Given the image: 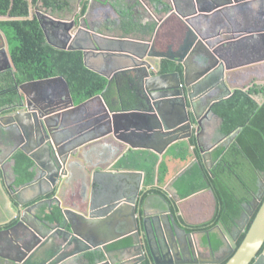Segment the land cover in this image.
<instances>
[{"label": "crops", "instance_id": "0c3cea01", "mask_svg": "<svg viewBox=\"0 0 264 264\" xmlns=\"http://www.w3.org/2000/svg\"><path fill=\"white\" fill-rule=\"evenodd\" d=\"M173 1L175 6L172 0H157L155 3L146 2L145 0H90V7H87L90 9L86 13V18L90 22V25L94 27L93 29L103 34L99 36H108L111 39H136L151 42L150 44L155 42L158 51H165L169 45L182 44L181 42L188 32L187 26L181 22L180 15L176 13V6L178 12L186 17L192 13L190 6H186L185 3L182 4L180 0ZM108 2L112 4V7L107 4ZM92 5L93 10H91ZM97 7L99 8L94 11V8ZM71 15L73 14H68V18L72 17ZM249 22L250 24L243 23V28L241 26L242 30H240L235 25L222 20L217 21L212 14L204 13L191 19V25L197 34L204 38H220L222 39L221 43L225 42V44L230 45L239 41L249 44V42H252V39L259 37L258 34L264 33V28H259L260 26H264V15L259 6L255 5L250 8ZM256 25H259V27L257 28ZM245 27L253 30H244ZM258 42L253 45L251 51L245 50L243 54L240 52L241 50L237 52L235 57L240 60V62L238 61L239 64H235L234 56L222 54L221 57L226 63L234 68V70L239 71L231 79L232 88H244L253 82L259 84L264 82V58L260 54L261 42ZM80 44L86 47V43ZM113 46L117 47L115 44ZM123 47L125 49L129 46ZM6 51L8 53L6 59L9 67L12 68L13 64L9 54V47H6ZM89 52L92 55L88 59L90 70L107 79L109 86L107 90L114 87L113 91L115 95L112 101L116 109L112 111H146L140 107V103L144 99L146 78L143 81L142 76L132 70H125L124 73L115 77L116 69L118 67L129 66L132 64L131 60L112 56V59L110 58L105 61V58L96 57L97 54H94V50H89ZM149 59L151 62L154 61L152 58ZM160 60L162 64L163 58ZM130 71L134 73H130ZM157 71V68H155L156 73L154 74L156 76L173 73H163L162 71L158 73ZM181 72V76L183 77L182 83H184L185 70L182 65ZM197 72L198 70L194 66H191L188 70V74L191 76L196 75ZM8 73L12 72L7 71L0 75V85L3 84L4 76ZM157 85H162V88H164L161 92H157L158 95H162L163 92L176 93V90L172 91V89L177 87L178 83L175 78H172L169 83L161 81ZM59 86L62 88L60 82L46 84L39 95L43 99H48V91L56 92L55 88ZM13 90L17 91L15 85ZM232 90L234 94L236 90ZM239 91L243 92V90ZM29 93L31 99H33L32 101L37 102V93ZM122 93L125 94L124 100H122ZM232 95L221 101L230 98ZM103 99L105 101L104 104L108 107L106 99L104 97ZM161 103V119L170 120L171 118L170 123H168L169 127L172 126L171 124L184 123L185 114L178 102L172 100L166 101L164 104L163 102ZM193 103L195 106L194 111L200 116V122H202L201 129L197 125L192 103L188 100L187 105L190 120L195 124L192 128L193 136L188 141L176 142L177 144L175 143V145L170 146L163 155H159L152 149L153 146L149 143L148 138L138 136L142 135L145 129L142 131L131 129V132L135 133L132 135L125 132L130 127L129 122L123 123L122 126H114V129L117 127V130L125 136L121 140L110 134L100 136L107 131L108 127L104 124L105 122L94 123V132H91V135L97 134L96 137L98 136V139L80 148L74 158L76 159V163H72L68 167L66 166L68 175L61 179L54 192L41 178H38L35 184L30 183L35 176V173L31 171L32 167L25 177L17 174L14 170V161L7 158L8 151L0 150V159L2 160L0 163V230L17 226L19 217L18 215L16 216V211L18 208H21L19 201H22L25 208H29L32 205L29 203L30 201L45 194L46 196L38 200L45 203L42 214L45 209L49 210L52 208L53 215L48 216V218L50 220H58L61 223L54 227V233H50L51 238H53L50 246L54 249H57L58 244L63 240V237L57 234L58 231L62 233L72 231L71 227L75 225L76 220L81 224L79 216H85L86 219L90 220L91 215L97 216L94 220H90L92 222L89 223L94 225L96 230L95 236L92 235L90 236L91 238L87 236V239L91 243L93 241V244L100 243V245H105V247L100 248V252L86 251L81 254L87 258L89 253L94 254L95 252L94 256L100 255L107 260L111 259V262L117 263L126 259V255L121 253H125V250L133 249L131 248L133 245L137 246L136 243L138 241L136 242L133 236L135 238L141 236L146 239L147 235L153 236L156 233L158 237L168 238L167 233L171 234L172 229L177 235L178 240H186L196 255L200 254L199 251H201L206 253L207 259L210 258L211 250L209 242L212 235L217 234V228H215L214 223L217 221L216 217L218 211H220L215 190L217 183L219 185H228L229 187L231 185V187L238 191L239 196L248 197L250 200L247 203L248 205L256 201L258 191L260 192L261 190L262 197H264V182H262L263 186H260L261 180L263 179L262 181H264V170L262 168L258 169L248 162L245 154L240 151L242 150L241 148H238L240 153L236 154L232 152L229 154L231 149L229 147L233 144L234 139H232L233 136L225 135L224 130L222 131L224 124L222 117L216 113V115L208 113V105L202 99H199V97L193 98ZM100 106H102V103L97 101L88 104L85 110L87 112H93L95 109L99 111L101 109ZM109 110L111 112V109ZM13 113H17V111L0 114V132L4 130L5 124L8 122V119L5 117ZM186 124L184 123L185 126H187ZM114 129L112 127V131ZM237 132L241 131L237 130L235 137L238 134ZM132 145L136 147H132ZM227 154L230 155V163L224 164L222 158H226ZM146 155H155L158 158L154 169V182L152 184L146 182L145 170L137 168L134 164L137 162L142 167L147 166L149 159L144 158ZM238 160L242 162V166L232 171L231 167L234 166L233 163ZM136 171L141 172L143 174L142 177L119 174ZM17 175L18 177L16 178ZM245 176H249V186L244 178ZM234 178L236 183L242 187L243 193L239 191L241 189L234 183ZM45 180L47 181V179ZM27 183L30 184L24 190L19 187ZM245 183H247L249 189H246ZM13 186L18 188L15 194L10 193ZM154 188L161 189L171 198L172 202L167 201L173 204H171L172 213L167 210V205L160 198L163 196L152 192ZM88 205H91L94 209L92 207L88 209L86 207ZM245 208L246 204L243 206L242 213H244ZM169 218L173 223L172 229ZM28 219V221L38 228L41 234H46V230L34 216H29ZM238 221L243 226L245 225L244 217H240ZM138 223L140 224V229L137 232L134 229ZM220 223L218 225L221 229ZM203 225L209 226L204 228V230L196 232L189 230L191 227ZM234 228L235 225L230 227L231 230L226 228L232 237L235 234L239 235V230ZM21 229L24 228L17 227L14 230V234ZM184 230L190 234L186 238L182 235ZM125 240H130L132 244L120 248H110L112 245ZM85 245V240H82L81 243L74 244L71 247L72 249L68 248V250L69 252L76 251L79 250L78 247H85ZM180 247V250H175L171 247L169 252L168 250H165V252L170 253V258L174 261L179 259L183 261L182 257L187 258L193 255L192 250L191 255L188 254L190 252L183 250V243L180 244ZM175 253L177 254L175 255ZM178 253H181L182 256H178ZM136 254L137 251L134 253V257H136ZM118 256L120 258H117ZM80 261L82 264H86L82 257H80ZM80 261L78 260V262Z\"/></svg>", "mask_w": 264, "mask_h": 264}, {"label": "water", "instance_id": "95a60500", "mask_svg": "<svg viewBox=\"0 0 264 264\" xmlns=\"http://www.w3.org/2000/svg\"><path fill=\"white\" fill-rule=\"evenodd\" d=\"M197 1L198 0H196V2ZM245 2L246 0H228L227 2L217 5V8L226 6V8L234 10L241 3ZM200 6L201 5L197 2L195 11L188 17L179 14L176 10L177 14L180 15V18L182 19L181 22L187 26L188 34L183 42V46H181L178 56L172 58L171 61L178 64L180 63L184 67V84L186 91L182 88L183 77L180 73H170L160 76L150 75L149 70L152 69L154 65L157 67L159 64V61L157 60L166 58L165 53H162L161 51L158 53V51H155L156 46L154 44L151 45L149 42L139 41L136 39H110L103 36L96 37L97 35L91 33V29L86 23L84 26L85 32L91 34L92 39H90V41L92 42V47L95 50L104 52L100 54H109L110 56L123 57L131 60L132 64L129 66L118 67L115 71V75L122 74L125 70H132L136 73L140 72V76H142L143 81L147 77L144 90L145 93H151L152 99L145 97V100L151 104V107L148 110L146 109V111L135 110L127 112H110V108L104 104L102 96H98L82 103L81 105L75 106V101L72 97L70 87L66 80L62 77L25 83L19 86V97L21 99L20 111L10 117V125H12L13 128H4V130L0 132V146L2 147L0 150L8 151V158L13 157V155L18 151L26 154L33 162L31 171L35 173V176L30 183L35 184L38 178H41L48 184L52 192H54L55 187H57L58 183L61 182V179L66 176L64 173L66 166L76 163V159L74 158L80 148L98 139V136L90 138L91 130L89 132H85L92 127H89L92 123L105 122L104 124L108 127L107 131L100 136L110 134L121 140H123V137L125 138V136L117 130V127L114 129V126H122L123 123L129 122L130 127L125 132L132 135L135 133L131 132V129H135L137 131L145 129L142 135L138 136L148 138L149 143L153 146L152 149L159 155H163L165 151L170 146L175 145L176 142L188 141L193 136L192 128L195 125L191 122L188 113V100L192 103L197 125L199 126V129H201L202 122H200V116L196 111H194L195 106L193 103V94L197 95L201 92L200 95L202 96L203 94L205 95L224 87V95L208 96L206 99V101L208 100V106L219 102L231 94L229 84L232 77L238 72L234 70V68L230 67L226 61L218 55V51L215 48L216 41L213 40L214 43H212V41H209V38H203L191 27L192 18L198 15L201 16L204 13L209 14L206 9L204 10V8H201ZM52 22L58 26L63 25L66 27L69 25L60 20L52 19ZM73 27L74 23L69 26V31ZM258 35L259 37H264V33H260ZM254 36L256 35L254 34ZM48 41L51 42L49 38ZM100 41H110L112 44H115L118 47L120 46V48H103ZM126 45L129 47L124 49L123 46ZM53 46L69 51H83L85 65L87 68L91 69L88 65V55L90 54L89 50L91 49H86L81 46L66 47L56 44H53ZM187 54L190 55L189 59H193V66L199 69V74L195 77L188 74L190 67L188 63L184 61ZM149 58H157L154 65L151 64L152 62ZM142 70L145 71V74H143ZM172 78H175L178 83V86L172 89V91L176 90V93L163 92L162 95H158L157 92H161L164 88H162V85L159 86L157 84L161 81L169 83ZM55 82H60L62 84V88L59 86L55 88V91L58 93L64 91V99L66 98L67 100L65 104H55L53 106H49L51 113H54L49 115V113H43L45 106L42 107L40 106L41 104L39 101H34L35 104L40 106V108L37 109L29 92L37 93L36 96L38 97L45 84ZM96 100H99V102L102 101V106H100L101 109L99 111L95 109V111L93 110V112L88 113L85 110L86 107L90 103L97 102ZM172 100L178 102L179 106L183 110V113L185 114L183 121L185 124L187 123V126H185L184 123L179 122V124H171L172 126L169 127L168 123H170L171 118L170 120L165 118L161 119V102L164 104V102ZM80 127L82 130H85L83 131L85 133V138L80 141L82 136L78 137V144L76 143V138H63V134L70 130L68 128L78 129ZM112 127L114 129L113 131ZM61 128L64 130L62 135L57 138V131ZM160 145L162 146L161 148ZM132 147L136 146L132 145ZM119 174L134 175L136 177H142L143 175L141 172L137 171ZM17 177L18 175L16 178ZM30 183L19 187L24 190ZM17 190L18 188L13 186L10 193L15 194ZM43 196H45V194L41 197ZM41 197H36L30 201L29 203L32 205L29 208H25L22 201H19L21 208H18L16 211L19 214V222L17 226L10 228L9 230L0 231V248L7 252V255H2L0 253V264H79L80 262H78V260L80 261V257H82L86 264H110L108 261H101L99 258H95L94 262H91L89 258L81 255L86 251L100 252V248L105 247V245H103V247L100 243L92 244L91 241L87 239V236L88 238H91L90 236L92 235L95 236L96 227L89 223L92 222L90 220H94L97 216L90 215V220L86 219L85 216H79L78 218L81 219V224H79L76 220L75 225L72 227L70 226L72 231H65V233L58 231L57 234L61 235L63 240L58 244L57 249L52 248L50 244L52 243L51 241L53 238H51L50 233H54V227L61 223L58 220H50L48 218V216L53 215L52 208L49 210L45 209L42 214L45 203L38 201ZM259 201L263 203L261 205L258 204L256 208V202L246 205L244 213L241 215V217H244L245 219L244 226L238 220L234 222L235 227L239 230L238 238L236 237V239H233L224 225L221 224L222 233L230 241V243H232L233 247V250L228 255L229 258L226 257L217 260L214 257L208 260H197L192 262H185L180 259L175 261L172 259V261L170 253L168 252L171 250V247L175 250H180L181 241L178 240L177 235L172 229L173 223L170 218L169 223L172 231L171 234L167 233L168 238L158 237L156 233H154L153 236L147 235L145 243L148 251L147 253L153 259L154 264H222L226 259L229 260L225 264H251L264 246V197H261ZM86 207L90 209L92 206L88 205ZM258 208L259 211L242 245L237 249V240L245 232L247 225L250 223L251 217L255 214ZM168 210L170 211V209ZM29 216H34L40 225H42V227L46 230L45 235L41 234L39 230H36V228L29 224ZM144 223H146V221H144ZM17 227H23L24 229H21L19 232L14 234V230ZM146 228L147 227L145 225V229ZM150 237H152L153 240ZM82 240H85V247L81 246L78 247L79 250L69 252L68 248L73 247L76 243H81ZM135 246L133 245L131 248H134ZM235 249H237L236 252ZM165 250H168V252H165ZM140 251L143 252L142 247H140ZM176 254L177 253H175V255ZM178 256H182L181 253H178ZM254 264H264V256Z\"/></svg>", "mask_w": 264, "mask_h": 264}, {"label": "trees", "instance_id": "16d2710c", "mask_svg": "<svg viewBox=\"0 0 264 264\" xmlns=\"http://www.w3.org/2000/svg\"><path fill=\"white\" fill-rule=\"evenodd\" d=\"M34 8L46 13H60L65 10L73 12L75 10L71 0H0V38L5 42L6 47H9L13 64V67H9L8 70L12 73L6 74L3 84L0 85V112L4 114L12 112L16 104L18 106L21 103L18 91L13 90L14 85L54 77H63L66 80L75 104H80L102 94L110 109L115 110L116 106L113 105L112 101L115 95L114 87L107 90L109 87L107 79L85 66L82 51L62 50L50 45L37 16L32 12ZM86 9L87 6L83 8V12ZM184 40L181 42L182 44L169 45L165 51L161 52H168L170 49L174 52L178 51ZM153 44L158 50L157 44L155 42ZM7 54L6 51V56ZM176 71L181 72L180 64L168 59L162 62L163 73ZM231 84L230 82V89H235V93L230 98L216 103L212 110L222 117L224 123L222 131L224 130L225 135L232 136L237 130L241 131L237 132L233 144L230 145L229 154L232 152L238 154L241 151L245 154L248 162L258 169L264 170V82L262 84L253 82L244 88H232ZM239 90H243V92ZM124 99L125 94L122 93V100ZM238 148L242 150L239 151ZM229 154L226 158H222L224 164L230 163ZM144 158L149 159L147 166L142 167L137 162L134 164L137 168L145 170L146 182L152 184L158 158L155 155H146ZM10 159L15 163V172L21 174L22 177L28 174L33 165L29 157L21 151L15 153ZM233 164L234 166H230L232 171L242 166L240 160ZM245 186L246 189H249V184L247 186L245 183ZM215 190L220 211H218L214 226L221 222L229 229L235 225L234 222L240 219L243 206L247 205L250 200L248 197L239 196L236 189L231 185L229 187L217 183ZM152 192L158 193L172 202L171 198L161 189L154 188ZM259 208L251 217L246 231L238 239V246L243 243ZM207 226L191 227L189 230L196 232L204 230ZM212 239L215 242V249L218 250L221 242L218 240L217 234H213ZM131 244L130 240H125L112 245L110 248H120ZM88 258L94 262L97 257L89 253Z\"/></svg>", "mask_w": 264, "mask_h": 264}, {"label": "flooded vegetation", "instance_id": "af4514ba", "mask_svg": "<svg viewBox=\"0 0 264 264\" xmlns=\"http://www.w3.org/2000/svg\"><path fill=\"white\" fill-rule=\"evenodd\" d=\"M89 1L90 0H77L76 8H75L76 10H74L73 12H70L69 11L70 13H73V16L70 19H68V20L66 19L67 21L66 20H63L64 22H69V23L73 22L74 23V26L77 27L76 30H74V31L73 30H70L69 31V29L67 30L65 26H63V25L62 26H58L57 24H55V23L52 22V19L59 20L58 17L52 18L51 16H48L49 15L48 13H47L48 15H46V12L40 11L37 8L32 9V12L35 14V16H37V18H38V20L40 22V25L43 28L44 33L45 32L47 33V34L45 33L47 42H48V38H49L50 41L53 44H56V45H59V46H67V45H69L70 40L72 39V37L70 38L69 36H72V34L74 35L75 33H78V36H77L76 40L72 43V45L76 46V45H78L80 43H83V44L86 43V47L91 48V43H90V40H89L91 38V34L88 33L89 35H86L85 28H84V26L86 25V23L90 27L91 33H94L96 35H97V33H96V30L93 29L94 27H92L90 25V22L86 18V13H87V11H89L90 8H87L86 11L83 12V8L85 6L90 7L89 6V4H90ZM145 1L146 2H150V3L157 2V0H145ZM227 1L228 0H198L197 2H198V4L201 5L200 6L201 8H204V10L206 9L207 11H210V14L214 15L215 16V19L217 21H220V20L223 21V19L225 20V18L228 17L230 21H233L234 22L232 25H235V26L239 27L240 30H242L241 29V26L243 28V23L250 24V22H249V20H250V8L252 6H255V5L256 6H259L261 8V11H262L263 15H264V0H246L245 3H241L234 10H230L229 8H226V6L225 7L217 8V5H220V4H222L224 2H227ZM172 2L174 3L173 0H172ZM180 2L182 4L185 3L186 6L187 5L190 6L191 9H192V11H191L192 13L195 11V6H196V3H197L196 0H180ZM167 3H169V2H167ZM107 4H109L110 6H112V4L110 2H108ZM174 6H175V3H174ZM175 9L177 10V6H176ZM91 10H93V5L91 7ZM177 12H178V10H177ZM207 16H210V15H207ZM230 21L229 22H226V20H225V22L226 23H229V24H230ZM256 26H257V28L259 27V25H256ZM51 27H54L55 29L54 28H51ZM249 27H245L244 30L245 29L253 30V29H249ZM257 28H255V29H257ZM259 28L260 29H263L264 26H260ZM96 37H98V35ZM213 40L216 41V47L215 48H218L222 44L220 46V48L217 49L218 55L220 57L222 56V54L223 55H229V56H232V57L234 56L235 64H239L238 61L240 62V60L237 57H235V55L237 54V52L239 50H241L240 52H242V54H243V51H245V50H250L251 51V49H253V45L256 44V43H259L258 41L261 42V45H260V54H261V56H264V37L254 38V39H252V42H249V44H246L245 42H240L239 41L237 43H233L232 45H230V44H225V42L221 43L222 42V39H220V38H218V39L216 37L209 38V41H212V43H214ZM102 46L103 47H107V48H114L115 47L109 41H104L103 44H102ZM116 48H120V46L119 47H116ZM155 51H158V50H155ZM164 53L166 54L165 57H169V52L168 53L167 52H164ZM94 54H97L96 57H99V58H102V59L105 58V61L109 60L110 58L112 59V56H110L109 54H100V52H95ZM90 57H92V55L89 54L88 55V59ZM156 59H154V60H156ZM165 60L166 59H164L163 61H165ZM157 61H159V63H161L160 60H157ZM231 64L233 65L232 61H231ZM9 69H10L9 68V63H8V61L6 59V44L0 38V75L1 74H4ZM130 73H134V72H131L130 71ZM154 73H156L154 70L150 71V75L151 76L155 75ZM136 74L139 75L141 73L139 72V73H136ZM117 76H119V74L118 75H115V77H117ZM48 93H49L48 94V99L45 98L44 101H43L44 103L43 104L40 103V104L46 106L45 107V110L43 111V113H45V114L46 113H49V115H52V114H50L51 111H50L49 106H51V105L53 106L55 104H65V102H66L67 99L66 98L64 99V95H65L64 94V91H62L60 93L48 91ZM147 94L144 91V99L142 98L143 100L141 101V103L139 101L140 107H142L145 110L146 109H149L151 107V104H149L145 100V97H149L150 99H152V95L149 92H147ZM222 94L224 95L225 92L220 91V90L219 91L218 90H215V91L210 92L208 94H205L203 96H201V95L200 96H194L193 98L199 97V99H202V101L203 102H206V104H207L208 103V100L206 101V99H207L208 96H214V95L221 96ZM38 97H40L43 100V98L40 95ZM38 97H37V101L40 102V100H39ZM45 97H47V95H45ZM63 101H64V103H63ZM214 104L208 106L209 107L208 113L215 114L213 112V110H212ZM16 106H17V104H16ZM36 107H39V106H36ZM12 112H10V113H12ZM0 114H2V113L0 112ZM5 118L8 119V116L5 117ZM0 126H1V124H0ZM11 128H13V127H11ZM63 130L64 129L61 128V129H59L57 131V136H56L57 138H59L62 135ZM81 132H82V128L81 127L78 128V129H74L71 132H68L67 131V132H65L63 134V138H70V137L73 138V137H75L76 138V143L78 144V139H79L78 137L80 136ZM262 180H261L260 186H263V183L262 182H264V181H262ZM260 197H262L261 190H260V192L258 191L257 198H256V201H255L256 202L255 203V208H256V206L258 204L261 205L263 203V202H260L259 201ZM160 198H162L164 200V203L167 205V210L170 209V212L172 213V208H171L170 202H168L167 199L164 198V197H160ZM28 222H29V224L32 227L36 228V226H34L30 221H28ZM224 227H226V226L224 225ZM215 228H217L216 229L217 230L216 231L217 232V237H218V240L221 242V245H220L219 249L216 250L215 249V242H214V240L212 238L210 239V242H209V247H210V250H211L210 258H214L215 257L217 260L222 259V258H226V257L228 258V255L233 250L232 244L225 238V235L222 233V229L219 228V225L218 224L215 225ZM36 229L38 230V228H36ZM139 229H140V224L138 223V224H136V228L134 230L138 232ZM234 229H236V227ZM184 231H185L186 235H190L186 230H184ZM182 235H185V234H182ZM236 237L238 238V235L237 234L234 235V239H236ZM150 238L152 239V237H150ZM134 240H135V237H134ZM211 241L213 243L212 249H211V245H210ZM181 243H183V247H182L183 250H185L187 252H191V250H192V254H193L191 258H189V257L183 258L184 261H186V262H192V261H195V260L197 261V260H206L207 259V257H206L207 255H205L206 254L205 252L203 253V252L199 251L200 255H196V253L193 251V249H191L189 247V244H188V242L186 240L181 241ZM140 245H142V242H141ZM140 245L137 244V246H135L133 249L125 250V253H121V254H125L126 255V260H121V261H119L120 263L119 262H117V263L111 262V259H108L107 260V259H105L104 257H102L100 255H97V258L100 257L99 259L101 261L106 260L110 264H154L153 263V259L150 257V255H147L146 252L145 253H142L140 251ZM143 246L145 248V243H143ZM136 251H137L136 257H134V253ZM0 253L2 255H4V254L7 255V252L4 251L1 248H0ZM14 256H17V255H14ZM263 256H264V246L261 249V251H259V253L257 254V257L254 259V262L252 264H254L256 261H258ZM117 258H120V256H118ZM210 258H208V259H210ZM5 261H7V260H5ZM122 261H124V262H122ZM227 261H228V259H226L222 264H225ZM80 263H82V262L80 261Z\"/></svg>", "mask_w": 264, "mask_h": 264}, {"label": "bare ground", "instance_id": "6f19581e", "mask_svg": "<svg viewBox=\"0 0 264 264\" xmlns=\"http://www.w3.org/2000/svg\"><path fill=\"white\" fill-rule=\"evenodd\" d=\"M208 13L210 14V11H208ZM44 16H45V15H44ZM66 23L69 24L68 26H66V29H68L69 26H70L73 22H71V23L66 22ZM191 27H192V26H191ZM192 28H193V27H192ZM74 29H75V26H74L73 28H71V30H73V31H74ZM79 30H80V29H79ZM79 30H78V31H79ZM187 34H188V33H187ZM187 34H186V36H187ZM86 35H89V34L86 32ZM77 36H78V33H75L74 35L72 34V36H69L70 38L72 37V39L70 40L69 45H67L66 47H71V46H73V47H78V46H81V47H83V48L89 49L88 47H84V46H82L81 44H78V45H76V46L72 45V43L76 40ZM103 37H108V36H103ZM108 38H110V37H108ZM185 38H186V37H185ZM90 39H91V38H90ZM90 39H89V40H90ZM110 39H111V38H110ZM48 42H49V41H48ZM103 42H104V41H100L101 46H102ZM109 42H110V41H109ZM90 43H91V48H90L91 50H94L95 52L104 53V52H101V51L95 50V49L92 47V42H91V41H90ZM150 43H151V42H150ZM150 43H149V44H150ZM49 44L53 46V43H52V42H49ZM151 45H153V43H152ZM182 46H183V45H182ZM53 47H54V46H53ZM102 47H103V46H102ZM117 47H118V46H117ZM56 48H57V47H56ZM103 48H107V47H103ZM114 48H116V46H115ZM59 49H61V48H59ZM180 49H181V48H180ZM180 49H179L177 52H174L172 49H170V50L168 51V52H169V57L163 58V60H164V59H168V60L171 61L172 58H175V56H178V54H179V52H180ZM62 50H63V49H62ZM68 51H69V50H68ZM82 52H83V51H82ZM168 52H167V53H168ZM83 54H84V53H83ZM187 55H188V54H187ZM187 55H186V58L184 59V61L188 63L189 67H191V66H193V62H194V61H193L192 58L189 59L190 55H188V56H187ZM160 61H161V60H160ZM84 62H85V61H84ZM155 62H156V60H154L151 64L154 65ZM159 64H160V65H159ZM159 64H158L157 67H155V65H154V67H152V69H150L149 72L152 71V70L155 71V68H157V70H158L157 72L160 73V72L162 71V64H161V63H159ZM179 64H180V63H179ZM190 64H191V65H190ZM180 65H181V64H180ZM85 66H86V65H85ZM183 68H184V67H183ZM196 69H197V68H196ZM197 70H198L197 74H199V69H197ZM142 72H143V74H145V71H144V70H142ZM173 73H180V74L182 75V72H179V71H176V72H173ZM169 74H170V73H169ZM197 74L194 75L193 77L197 76ZM54 78H58V77H54ZM62 78H63V77H62ZM50 79H53V78H50ZM109 79H110V78H109ZM44 80H48V79H44ZM145 80H147V77H146ZM33 82H34V81H33ZM28 83H29V82H28ZM19 86H20V85H17V84L15 85V87L17 88L18 93H19ZM182 88H183L184 91H186V87H185V84H184V83H182ZM224 89H225V88L222 87L220 90L223 91ZM224 91H225V90H224ZM224 91H223V92H224ZM230 91H231V94H230V95H232L234 91H232L231 89H230ZM192 93H193V91H192ZM200 93H201V92H200ZM200 93L197 94V95H194V94H193V97H194V96H200ZM203 95H204V94H203ZM203 95H202V96H203ZM222 95H223V94H222ZM222 95H221V96H222ZM230 95H229V96H230ZM38 96H39V95H38ZM98 96H102V100H103V102H105L104 99H103V95H102V94H100V95H96V96H94V97H92V98H90V99L96 98V97H98ZM227 97H228V96H227ZM227 97H226V98H227ZM38 98H39V100H40V103L43 104V103H44L43 100H42L40 97H38ZM90 99H88V100H90ZM20 100H21V99H20ZM88 100H86V101H88ZM86 101H84V102H86ZM96 101H99V100H96ZM100 101H101V100H100ZM84 102H82V103H84ZM101 102H102V101H101ZM82 103H80V104H75V106L81 105ZM20 106H21V103H20L18 106L14 107V108L12 109V111H15V110H16L17 112L20 111ZM35 106H37V104H35ZM40 106L43 107L44 105H40ZM40 106L38 107V109L40 108ZM45 107H46V106H45ZM111 112H114V111L111 110ZM88 113H89V112H88ZM15 114H16V113H13V114H11V115L8 116V119H9V120H8V122L5 124V128H11V127H12V125H10V124H11L10 117L14 116ZM50 114H54V113H50ZM49 117H50V116H49ZM93 125H94V123L90 124L89 127H91V126H92V127H91L90 129L86 130V131H85V130H82V132H81V134H80V136H82V137L80 138V141L84 140V138H85V135H84L85 133H84L83 131H85V132H89V131L91 130V132L93 133V131H92V130H93ZM89 127H88V128H89ZM68 129H70V130H68V132H71V130H74V129H71V128H68ZM96 135H97V134H96ZM96 135H93V134H92V135L90 136V138H92L93 136H96ZM80 136H79V137H80ZM232 136H233L232 139L235 140V135H232ZM72 139H75V137H73ZM7 158H8V155H7ZM8 159H9V158H8ZM1 162H2V160H1ZM71 165H72V164H71ZM71 165H70V166H71ZM67 167H68V165H67ZM67 172H68V171L65 169V172H64V173H65L66 175H68ZM55 188H56V187H55ZM45 196H46V195H45ZM17 215H18V217H19V214H18V213H16V216H17ZM18 221H19V220H18ZM221 224H222V223H220V227H221ZM222 225H223V224H222ZM9 229H10V228H9ZM9 229H4V230H0V231H5V230H9ZM221 229H222V228H221ZM36 230H37V229H36ZM182 234H185V235H183L184 238H186V237L189 236V235H186L185 231H184V233H182ZM230 236H231V234H230ZM138 237H139V236H138ZM138 237L135 238V240L138 241L137 244L140 245L141 242H142V245H140V247H142V250H143L142 253H145V252H146V254L148 255V253H147L148 251H147V249H146V246H145V248H144V246H143V240H144L145 238L140 236L139 239H138ZM133 238H134V236H133ZM233 239H234V236H233ZM145 240H146V239H145ZM145 240H144V243H146ZM229 242H230V241H229ZM92 244H93V241H92ZM231 244H232V243H231ZM236 244H237V242H236ZM210 245H211V249H212V247H213V243H212V241H211ZM241 245H242V244H241ZM241 245H240V246H241ZM237 246H238V245H237ZM240 246H238L237 249H238ZM232 248H233V247H232ZM237 249H235V252L237 251ZM188 254L191 255V252L188 253ZM198 255H200V254H198ZM191 257H192V255L189 256V258H191ZM228 258H229V257H228ZM228 260H229V259H228ZM183 261H184V260H183ZM195 261H196V260H195ZM185 262H186V261H185ZM253 262H254V260H253ZM253 262H252V263H253ZM252 263H251V264H252Z\"/></svg>", "mask_w": 264, "mask_h": 264}, {"label": "rangeland", "instance_id": "374dc122", "mask_svg": "<svg viewBox=\"0 0 264 264\" xmlns=\"http://www.w3.org/2000/svg\"><path fill=\"white\" fill-rule=\"evenodd\" d=\"M72 1V5H73V9H75L76 8V3H77V0H71ZM99 7H97V8H94V11L95 10H97ZM76 10V9H75ZM95 13V12H94ZM49 14V15H48ZM48 14L46 13V15H48V16H51L52 18H56V17H58V19L59 20H61V21H63V20H68V19H70V18H68V14H73V13H70L68 10H65V11H63V12H60V13H51V12H48ZM71 16H73V15H71ZM74 18V17H73ZM223 18V17H222ZM66 20V21H67ZM225 20H226V22H229L230 20H229V18L228 17H226L225 18ZM225 20L223 19V21L225 22ZM234 22L233 21H230V24H233ZM96 33H97V35L99 36V35H103L102 33H99V32H97V30H96ZM258 100H260L259 98H258ZM243 175H244V173H242ZM245 178V180H246V182L249 184V176H245L244 177ZM233 181H234V183H236V180H235V178L233 179ZM236 185H238V187L241 189V190H239L241 193H243V190H242V187L239 185V184H237L236 183ZM238 192V191H237Z\"/></svg>", "mask_w": 264, "mask_h": 264}]
</instances>
